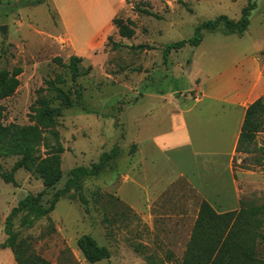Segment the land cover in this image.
Masks as SVG:
<instances>
[{"label": "rangeland", "instance_id": "374dc122", "mask_svg": "<svg viewBox=\"0 0 264 264\" xmlns=\"http://www.w3.org/2000/svg\"><path fill=\"white\" fill-rule=\"evenodd\" d=\"M31 1L0 0V27L6 26L5 38L0 34V71L22 70L16 93L0 101L2 124L33 125L30 109L39 90L52 108L60 107L45 91L47 82L56 83L57 77L64 81L58 87L72 106L62 109L54 128L63 153L61 179L52 189L45 190L41 180L24 170L12 173L18 158H0L1 173L13 175L15 182L6 184L0 177V246L7 239L6 218L27 195L43 193L40 205L47 208L72 169L89 168L103 153L118 149V156L100 175L81 181L86 210L72 190L32 226L27 225L32 219L28 214L14 218L16 252L20 258L35 255L50 264H89L76 245L80 237L89 236L109 252L108 260L95 264H180L201 199L183 178L158 189L177 169L151 151L152 137L169 130L174 112L191 109L186 115L189 125L190 118L198 115L199 127L207 134L193 135L190 125L196 157L176 165L185 167L193 181L207 183L208 191L214 189L224 175L230 140L220 139L211 124L223 116L222 105L212 99L195 103V88L201 81H214L242 56L257 59L264 68V0L252 1L255 9L242 36H224L222 28L204 31L198 47L186 46L166 58L165 47L191 39L200 24L220 16L239 21L250 1L46 0L34 7ZM113 19L130 21L134 35L119 37ZM71 57L81 60L75 83L68 69L56 62L60 59L67 65ZM231 115L234 118L232 111L226 113ZM253 116L256 146L264 148V108L254 109ZM44 137L52 148L54 140L48 133ZM48 153L40 146L37 156L45 159ZM212 153L223 157L212 158ZM210 161L216 165L206 163ZM259 161H264L263 151L233 156L232 173L246 207L264 205V169ZM151 185L156 193L149 199ZM13 260L10 250L0 251V264H14Z\"/></svg>", "mask_w": 264, "mask_h": 264}, {"label": "trees", "instance_id": "16d2710c", "mask_svg": "<svg viewBox=\"0 0 264 264\" xmlns=\"http://www.w3.org/2000/svg\"><path fill=\"white\" fill-rule=\"evenodd\" d=\"M249 1L248 6L242 10L239 21L234 22L224 16L206 21L194 30L191 39L166 46L163 52L164 58L171 52H177L186 46L198 47L202 42V32L204 31L215 32L222 28L224 36H242L249 26L250 12L255 9L253 0ZM45 2L46 0H32L29 3L30 6L34 7ZM134 11L153 16L146 9L134 8ZM112 25L118 36L123 39H130L134 35L133 24L130 21L113 19ZM108 42L110 43V39H108ZM112 46L114 48L120 47L114 43H112ZM56 62L61 67L68 69L71 81L75 83V80L79 77L78 64L81 62L80 58L71 57L67 65L62 64L60 59H57ZM21 73L20 68H14L11 71H0V101L10 98L16 93L20 85L18 77ZM56 83L47 82V90L45 91L54 95L52 101L59 102L60 107L52 108V103L46 100L41 95L42 90H39L37 92L39 97L35 101L34 107L30 109L33 113V116L30 117L33 123L31 126H17L14 124L4 126L2 124L4 110L0 106V158H18L12 167V173L18 170L26 171L41 180L45 190L52 189L61 179L60 156L63 149L58 142V134L54 131V128L62 109H68L72 106L70 97L58 87L63 85L64 81L57 77ZM76 93L79 94V90H76ZM254 109H263L262 103L257 101L247 110L235 147V153L249 155L264 152V148H257V135L251 131L255 122ZM45 133H48L55 142V145L50 149L45 144ZM40 146L47 148L49 151L45 159H40L37 156ZM118 154L119 150L113 149L109 153H103L98 162L92 164L89 168L77 167L72 169L64 188L52 196L47 208L40 205V198L43 193L36 196L27 195L18 203L17 207L11 210L5 220L4 233L7 239L0 246V250H10L15 264H50L35 255L25 258L19 257L16 252L15 234L12 231L14 218L22 213L28 214L32 219L27 222V225L32 226L35 221L51 214L59 199L72 190L79 194V200L86 210L87 203L81 195V181L100 175L106 165L108 166V163L114 160ZM257 164L264 169V161H259ZM0 177L6 184L15 183L13 175H5L0 171ZM263 229L264 205L246 207L240 201L238 211L218 214L208 203L202 201L180 264H264ZM76 245L89 264L109 259V252L105 248L99 247L89 236L80 237ZM136 250L138 251V248Z\"/></svg>", "mask_w": 264, "mask_h": 264}, {"label": "crops", "instance_id": "0c3cea01", "mask_svg": "<svg viewBox=\"0 0 264 264\" xmlns=\"http://www.w3.org/2000/svg\"><path fill=\"white\" fill-rule=\"evenodd\" d=\"M58 14L62 20L60 10H58ZM195 89L196 99L193 100L195 103L200 104L205 99H212L222 105L221 112L223 116L219 121H212L211 124L216 125L214 131H219L218 137L220 139L230 140V155L227 158L226 165L222 169L224 175L217 180L214 189L208 191L207 183H201V181L198 180L193 181L187 174L185 167L176 165H182L187 160L194 161L196 153L193 151L194 144L192 136L195 135L196 132H198L199 136L202 132L204 135L207 134L205 128L199 127L200 122L198 115H194L190 118V125L194 129L192 135V132H190L191 127L186 117V115L191 112V109H188L186 111H180L179 113L174 112L172 116H170L169 130L152 137L153 144L151 145L153 148L151 151L155 150L161 154L167 162L173 164L177 169V173L165 180L163 184L161 182L158 189L165 190L169 183L175 179L183 178L195 190L201 202L204 201L208 203L218 214L238 211L240 207L241 190L232 173V160L235 155V147L242 130L247 110L257 101H260L264 108V68L259 67L257 59L242 56L237 58L231 65V68L225 70L214 81L210 83L205 80L201 81ZM228 111L234 113V118L232 115L230 117L226 116ZM211 155L212 158L217 156L223 157L222 153H212ZM142 159L143 164H145L147 157L143 156ZM206 163L210 165L215 164L213 161ZM195 167L198 169L199 165H195ZM154 188L155 187L152 185L149 186V191L147 192L149 199L153 198L156 193ZM211 192L212 196H209Z\"/></svg>", "mask_w": 264, "mask_h": 264}, {"label": "water", "instance_id": "95a60500", "mask_svg": "<svg viewBox=\"0 0 264 264\" xmlns=\"http://www.w3.org/2000/svg\"><path fill=\"white\" fill-rule=\"evenodd\" d=\"M0 34H1L2 36H4V38H5V35H6V26H2V27H0Z\"/></svg>", "mask_w": 264, "mask_h": 264}]
</instances>
